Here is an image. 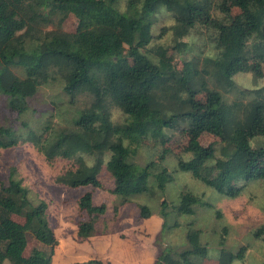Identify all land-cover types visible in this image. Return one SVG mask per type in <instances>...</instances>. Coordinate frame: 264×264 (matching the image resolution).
<instances>
[{"label":"trees","instance_id":"16d2710c","mask_svg":"<svg viewBox=\"0 0 264 264\" xmlns=\"http://www.w3.org/2000/svg\"><path fill=\"white\" fill-rule=\"evenodd\" d=\"M159 3L173 11L181 24L179 33L198 28L218 49L216 55H196L178 68L165 57L170 46H160L154 50V60L145 48L152 36L151 14ZM235 7L239 13L233 12ZM70 14L78 18L75 31L55 25ZM263 63L264 0H129L126 11L120 10L119 0H0V110L14 108L21 117L29 110L30 100L60 73L66 93L90 96L75 130H62L51 144H44L43 136L34 132L22 139L38 143L48 165L63 162L55 183L64 187L108 189L106 178H111L110 192L125 198L147 192L153 176L164 190L173 178L168 167L159 160L138 165L127 159L137 154L148 137L165 143L167 127L190 133L187 151L194 156L180 158L179 169L191 171L204 183L237 195L247 181L264 179L260 163L264 159V86L252 90L254 99L247 102L228 103L223 96V91L233 90V76L240 71L252 70L263 78ZM200 93H207L205 102ZM111 107L125 114L124 123L113 119ZM203 132L217 136L208 149L199 142ZM20 142L11 127L0 126L3 147ZM81 152L96 155L97 161L89 164ZM105 152L111 158L104 165L100 157ZM209 157L214 161L207 165ZM239 179H243L241 185L236 182ZM166 200L162 203L164 230L169 215ZM200 201L201 195L184 191L174 211L193 214ZM77 203L80 219L88 217L80 221L85 241L93 229L91 219L104 215L109 207L94 201L93 190L82 194ZM48 208L46 202L33 204L22 180L10 176L2 185L0 264H53L59 241L49 225ZM113 208L118 212L117 206ZM139 208L142 217L151 216L148 205ZM29 233L38 243L31 263L26 254ZM199 233H188L189 248L162 251L157 262L205 264L192 261L196 254L207 258V246L195 240ZM254 234L264 241V225ZM246 251V246L235 252L222 249L218 264H231L235 257H245ZM72 264L111 263L91 259Z\"/></svg>","mask_w":264,"mask_h":264},{"label":"rangeland","instance_id":"374dc122","mask_svg":"<svg viewBox=\"0 0 264 264\" xmlns=\"http://www.w3.org/2000/svg\"><path fill=\"white\" fill-rule=\"evenodd\" d=\"M128 2L129 0H119L121 11L128 9ZM233 12L239 13V7H235ZM205 20L202 18V21ZM77 24L78 18L74 14L55 22V25L67 31H75ZM180 25L173 16V11L165 4L157 5L151 14L152 36L145 48L149 50L154 60H156L154 50L160 46H170L165 57L172 59L178 68H182L186 59L196 55H216L218 49L205 39L203 32L198 28H190L179 33ZM177 41L181 43L176 44ZM261 69L264 78V63ZM16 71L21 73L20 70ZM263 78L252 70L236 73L233 76L235 87L230 92L223 91L224 100L228 103L235 100L246 102L253 100L252 90L264 86ZM80 94L72 95L65 92L64 77L60 73L53 78L52 83L43 86L30 100L29 110L21 117L18 118V112L14 108L5 107V111L0 110V126L11 127L21 140L17 146L7 148L0 143V189L9 177L13 176L14 179L22 180L33 204L41 202L49 204L47 219L61 241L57 248L59 250L57 261L61 260V263L57 264L107 258H115L117 264H149V261L150 264H162L157 262L162 251L179 252L189 248L192 243L188 239V233L197 231L200 233L195 240L207 246V258L203 259L200 254H196L192 256L193 262L218 264L222 249L235 252L242 246L247 247L245 257H235L231 264L264 262V241L254 234L258 227L264 225V179H251L242 187L239 194L231 195L204 183L191 171L179 169L180 158L189 160L194 155L187 151L191 140L190 133H182L178 128H165L168 137L165 143L152 137L146 138L137 154H132L127 159L128 162L138 165L159 160L161 166L168 167L173 178L166 183L164 190L158 188L154 177L151 176L150 190L144 195L136 196L132 203L124 205L123 197L115 196L109 190L114 186V180L111 178H106L108 189H93L89 186L69 188L55 183V177L59 174L63 162L58 160L55 164L48 165L39 144L22 139L34 132L43 136L44 144H51L62 130H75V121L79 118L81 110L90 102V96L87 99L85 92ZM199 98L205 102L208 95L200 93ZM111 110L116 122H125L126 116L122 111L115 107H111ZM10 138L8 136L4 140ZM216 139L217 136L213 133L203 132L199 142L208 149ZM80 154L89 164L97 161L94 154L88 152ZM110 158V152H105L100 157L104 165ZM213 161L214 158L209 157L205 162L210 165ZM260 163L264 164V159H261ZM104 175L102 172L101 176ZM242 181L243 179H239L236 182L241 185ZM88 190H93L95 202H105L109 208L96 220V229L91 236L89 235L90 241L81 243L76 237L78 224L82 219L88 220V217L80 219L78 216L77 200ZM184 191L202 196V201L195 204L193 214H179L174 211ZM164 200L168 201V207L165 209L169 211L165 230L162 226ZM141 204L149 206L152 212L150 218L145 219L141 216L139 208ZM114 206L118 207V212L114 211ZM16 219L23 221L21 217ZM28 239L29 248L26 254L31 263L32 259H36L38 243L30 233ZM115 239L118 241L115 242ZM100 241L104 242L100 244ZM126 241H141L140 244L136 243L133 249L141 251L145 258L137 252L129 259L125 248L127 246L129 250L131 248ZM148 259H150L148 263L142 262ZM32 263L35 264L34 261Z\"/></svg>","mask_w":264,"mask_h":264},{"label":"crops","instance_id":"0c3cea01","mask_svg":"<svg viewBox=\"0 0 264 264\" xmlns=\"http://www.w3.org/2000/svg\"><path fill=\"white\" fill-rule=\"evenodd\" d=\"M150 190V189H149ZM148 190V191H149ZM147 191V192H148ZM147 192H144V193H140V194H138V195H135V196H132V197H123L122 199H123V203H124V205H128V203H132L133 201V199L136 197V196H141V195H144V194H146ZM119 197V196H118ZM152 215V214H151ZM98 217H100V216H96V217H94L93 219H91V221H92V224H93V229H92V231H91V233H90V236H91V234H92V232H94L95 231V229H96V220L98 219ZM151 216H149V217H144L145 219L146 218H150ZM57 234V233H56ZM57 236H58V234H57ZM90 236L88 237V239L87 240H85V241H82L81 240V237H82V232H81V227H80V223L78 224V230H77V232H76V237H77V239L79 240L78 242H81V243H85L86 241H90L89 239H90ZM58 241L59 242H61L60 241V238H58ZM118 240H116L115 239V242H117ZM104 242V241H103ZM103 242H99L100 244L101 243H103ZM127 242V244L129 245V247L131 248V250H129V248H128V246L125 248V249H127V250H129V251H127L126 250V253L128 254V257H129V259H131L132 257H133V254H135V253H137V252H140L139 254H140V256H143V255H141L142 254V252L141 251H138V250H136V249H133L134 247H136L135 245H136V243H138L139 242V244L141 243V241H135V242H132V241H126ZM99 243H96V244H99ZM110 243V242H109ZM138 244V245H139ZM103 245V244H102ZM114 245H116V243L114 244ZM109 247V246H108ZM136 250V251H135ZM117 253V252H116ZM59 254V250L58 249H56V252H55V255H54V257H53V264H57V263H61L60 261L61 260H59V262L57 261V255ZM144 257V256H143ZM145 258V257H144ZM111 259H113V260H111ZM127 259V258H126ZM103 261H105V262H110L111 264H117V262L115 261L116 259L115 258H107V259H102ZM140 259H138V261H139ZM150 259H148V260H143L142 262H144V263H148V261H149ZM129 260H127V262H128ZM149 264H150V261H149Z\"/></svg>","mask_w":264,"mask_h":264}]
</instances>
